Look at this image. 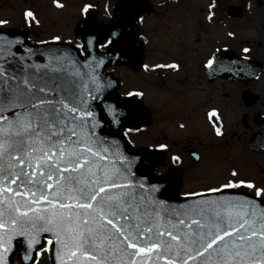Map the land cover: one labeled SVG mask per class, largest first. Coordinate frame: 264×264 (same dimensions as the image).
Instances as JSON below:
<instances>
[{
	"label": "snow or ice",
	"instance_id": "1",
	"mask_svg": "<svg viewBox=\"0 0 264 264\" xmlns=\"http://www.w3.org/2000/svg\"><path fill=\"white\" fill-rule=\"evenodd\" d=\"M60 59L45 65L48 72L66 70ZM7 63L0 62V229L8 228L0 264L12 234L36 243L41 233L64 249L61 264H264V201L201 200L161 215L127 169L107 162L75 81L69 88L60 75H37L39 67L18 74ZM240 185L255 188L243 180L224 187ZM261 195L264 188H256Z\"/></svg>",
	"mask_w": 264,
	"mask_h": 264
},
{
	"label": "flooded vegetation",
	"instance_id": "2",
	"mask_svg": "<svg viewBox=\"0 0 264 264\" xmlns=\"http://www.w3.org/2000/svg\"><path fill=\"white\" fill-rule=\"evenodd\" d=\"M157 1H151L153 12L138 21L140 68L110 69L120 85L116 108L124 114L114 121L103 115L106 134L146 150L143 170L163 180L169 195L185 199L217 193L210 192L217 188L264 200V195L256 196V188H264V0H239L241 19L227 15L231 0H211L204 10L200 0L153 3ZM120 4L121 0H1L0 11L8 15L0 18L7 21L0 29L24 32L33 44L64 42L82 50L77 33L88 28L86 17L95 15L103 25L113 23L121 16ZM170 12L189 19L190 30H182L178 40L151 41L145 26ZM112 43L108 39L101 50L107 51ZM210 61L214 65L208 71ZM251 65L260 69L258 74ZM241 180L255 188L224 187ZM48 250L49 244L36 264ZM13 264H20L19 259Z\"/></svg>",
	"mask_w": 264,
	"mask_h": 264
},
{
	"label": "water",
	"instance_id": "3",
	"mask_svg": "<svg viewBox=\"0 0 264 264\" xmlns=\"http://www.w3.org/2000/svg\"><path fill=\"white\" fill-rule=\"evenodd\" d=\"M119 10L123 13L122 17L116 23L109 25H99L94 16L87 18L88 28L78 32V39L84 44L85 56H82L81 52L75 47L67 44L33 45L27 41V35L23 32L0 31V62H3L4 57H7L8 63L5 66L18 74L23 71H27L29 74L36 73L37 67L40 71L36 74H43L48 72L45 65L55 66L56 58H61L59 62L62 65H67L66 70L62 73L48 72V75L62 76L69 88L72 87V81L76 82L77 91L85 97L89 110L93 112L92 120L96 124L94 129L95 139L100 142L101 148H108V144L103 141V138L106 137L105 130L108 127L107 122L103 120V115L112 116L115 113L117 104L116 91L118 86L116 87L113 84L116 79L107 72V69L119 64L133 69L140 66V55L135 53V37L138 31L136 21L150 14L152 8L149 5V0H122ZM228 15L234 18H242L243 11L239 7L231 6L228 9ZM109 38L113 39V45L107 52L102 53L99 46ZM13 53L16 55L13 56ZM25 65H31L32 67L25 68ZM73 73H79V75H73ZM105 91L107 92L104 94ZM108 137L109 140L114 138ZM107 155L108 163L115 161L117 167L122 170L127 169L131 173L130 178L137 185V193L148 197L146 203H150V208L159 211L164 216H167L174 209L183 211L184 208L195 206L201 200L254 199L246 194L238 193L212 194L189 200L168 197L165 191L156 194L152 188L151 179L142 170V166L146 163V152L132 150L125 141H121L113 156H110L109 153ZM131 157H138L139 162L131 165ZM139 184H143L144 187L139 188ZM254 200L258 203L261 201ZM7 233V227L0 229V236H4L5 240L7 239ZM46 238L53 241L50 248V264H61V259L65 258L64 249L61 245L55 243V237L51 233H41L37 237L36 243H31L29 236L12 234L9 251L5 254L6 261H8V264H12V260L18 257L21 261L25 259L27 264H34L38 251L45 246ZM109 264H115V261L110 259ZM158 264H164L163 260L159 261Z\"/></svg>",
	"mask_w": 264,
	"mask_h": 264
},
{
	"label": "rangeland",
	"instance_id": "4",
	"mask_svg": "<svg viewBox=\"0 0 264 264\" xmlns=\"http://www.w3.org/2000/svg\"><path fill=\"white\" fill-rule=\"evenodd\" d=\"M155 1H157V0H155ZM200 1H201V10L206 8L211 3V0H200ZM0 3H1V0H0ZM153 3H156L157 5H159V4L163 3V1L159 0V1L153 2ZM232 3L237 4V3H239V0H232ZM75 14H78V8L75 9ZM171 14H172V12H170L167 17L166 16L157 17L156 19L151 20V22L148 24V26L147 25L145 26V30L149 32L151 41L164 42V41H168L171 39L172 40H178L180 32L182 30H186V31L190 30L189 27L193 24L189 19L183 20V19H179L177 17L175 18V17H172ZM7 15L8 14H6L5 12L0 11V18L1 17L5 18V17H7ZM202 16L204 18V14ZM183 18H185V16ZM63 20L65 21L66 19L63 18ZM73 20H74V24H76V22L78 21V17H76V16L73 17ZM238 25L239 24H237V26ZM63 36L71 37L73 35L72 34L71 35L63 34ZM39 264H48L46 254L43 255V258Z\"/></svg>",
	"mask_w": 264,
	"mask_h": 264
}]
</instances>
